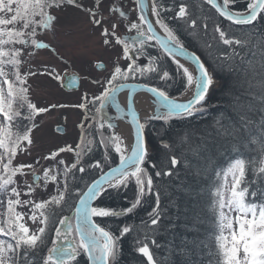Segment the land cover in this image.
Instances as JSON below:
<instances>
[{
  "label": "snow or ice",
  "instance_id": "1",
  "mask_svg": "<svg viewBox=\"0 0 264 264\" xmlns=\"http://www.w3.org/2000/svg\"><path fill=\"white\" fill-rule=\"evenodd\" d=\"M236 2L237 0H222V2L206 0V3L220 17L232 25L254 26L258 20L264 21V0H246L244 10H233L232 6ZM95 3L96 7H99L101 0H95ZM135 3L139 7V16L137 22L130 24V30L134 29L137 35L129 43L117 36L116 30L119 26L117 22H112L110 29L103 27L104 21L102 17H98V12L77 4L76 0H0V46H11L8 50L0 47V78H2L0 79V149L3 150L0 152V195L8 196V220L6 224H0V236L7 237V239L0 238V264H35L39 247L45 243L47 225L53 222L54 218L59 226L54 228L52 246L47 248V255L42 257V264H80L81 256L85 257L89 264H118L120 241L132 230V227L125 224L120 228L119 235H116L102 225L101 221L104 218H118L134 213L138 207L142 206L143 199L148 195L155 196V207L148 214L149 221L143 223L158 225L161 217L164 216L166 209L160 207L161 192L154 184L149 168L157 169L155 171L157 178L171 176L173 172L159 169L157 164L150 160L149 150L146 147L145 128L152 120L168 124L173 118L187 120L197 115H205L207 113L206 97L214 85V77L210 71L211 65L206 67L205 61L201 60L200 56L195 53L190 54L175 30L166 22L167 19L184 18L185 6L181 5L179 10L175 11L165 5L163 0H153L151 17L154 19H152L146 13L143 0H135ZM64 4L82 8L90 16V22L101 28L103 44L113 48L122 45V58L129 63L126 68L116 64L110 75L105 77L103 91L93 95L91 99L87 93H84L81 103L75 105L84 111V120L89 121L87 129L92 130L87 131L85 125L81 123L79 127L82 136L93 135V133L99 136L98 144L105 149L102 159L88 164L83 163V155L91 152L92 148L88 147L87 150L82 148V141L75 149L67 145L52 151L44 157L45 160L56 161V157L66 151L73 152L75 155V161L70 167L65 166L58 170L57 166L65 165V161L61 159L56 161V165L43 168L45 187L48 182L55 184L58 195L41 202L31 200L22 202L17 187H11L16 184L14 178L18 174L26 175L25 168L33 171L35 168L32 164L14 167L13 159L18 150L25 152L28 146L33 144L31 132L35 127L33 123L35 116L48 112L50 109L37 107L28 100L26 95L28 90L24 85L27 77L36 73L22 74L20 57L24 53L34 55L36 50L50 48L49 44L37 39L38 29H51L54 32L56 17L50 10L59 9ZM113 11H118L121 18L127 15L123 10L115 7L110 8V12ZM168 12L174 14L166 17L164 14ZM191 27L195 29L198 25L193 21ZM158 30H162L163 35L158 34ZM214 31L219 33V40L224 45L231 47L241 44V41L229 38L218 24ZM153 41L155 45H158L157 55L147 51L148 48L155 46ZM16 45L20 47L17 48ZM141 58L145 60L144 64L139 63ZM169 58L176 66V75L181 78L185 92L192 90V95L186 101L170 96L167 90L171 87L169 81L175 82V76L164 67ZM179 58L193 65V71H189L188 67L180 63ZM226 59L233 61L227 64L229 70L236 68L235 56H229ZM213 63H216L217 67L225 66L224 61L218 58L213 59ZM6 66H11L12 78H9V72L5 70ZM98 67L103 69L104 66L101 64ZM47 75L55 81L61 80L55 68L49 69ZM138 77L146 81L163 82L164 86L148 83L126 85L121 82L135 80ZM71 83H76L74 77ZM93 83L101 84V81L95 79ZM126 87L128 88V108L135 133L134 144L130 146V150L115 132L107 135L103 131L105 129L103 119L97 120L95 115H88L89 105L93 106L96 114L102 113L108 104H114L117 110H120L117 96ZM137 88L143 89L153 97L156 109L143 123L139 121L137 113L132 111L133 94L136 93ZM51 107L55 108L57 105ZM222 117L223 113L216 118L217 125L220 124ZM24 121L27 123H23ZM107 127L112 129L114 126L109 122ZM243 127H247L246 120ZM217 135L230 136L233 144L238 142L236 136L232 135L227 127L224 128L223 133L218 132ZM161 143L167 147L164 141ZM214 148L215 143L207 144L204 150L206 163L209 161L208 150ZM261 151L264 152V143H261ZM113 152L118 156V163H115V166L112 160ZM170 162L174 168L178 159L173 157ZM36 163H39V160ZM248 163L243 158H235L227 166L224 172L225 181L228 176H231L232 180L227 196L222 186H216L215 190L211 191L212 200L207 210L214 217V231L211 237L215 242V251L210 252L214 258V264H264V159L258 162V166L256 161L251 162L253 164L252 180L246 179ZM73 170L81 174L88 173L93 178L85 180L84 176L76 177ZM58 176L63 178L62 190L59 187ZM97 176L98 178H95ZM216 176L219 179L220 172H217ZM77 179L81 181L82 186L70 188V182H75ZM130 185L135 186V196L128 202V207L116 210L96 203L105 195L126 191ZM253 185L256 186L253 188ZM32 191L33 186L30 185L26 195H30ZM13 196L16 199H12ZM22 203L32 205L30 219L33 222L37 221L36 212L40 210L39 223L43 226L38 228V232L30 233V229L21 222L23 215L15 212V206ZM65 207L72 209L71 216L61 215ZM177 210L179 212L178 206ZM233 213H235L234 216ZM137 251L146 258L148 264H153V255L147 244H143Z\"/></svg>",
  "mask_w": 264,
  "mask_h": 264
},
{
  "label": "trees",
  "instance_id": "2",
  "mask_svg": "<svg viewBox=\"0 0 264 264\" xmlns=\"http://www.w3.org/2000/svg\"><path fill=\"white\" fill-rule=\"evenodd\" d=\"M163 2L175 11H178L181 5L185 6L184 18L167 19L166 22L175 30L184 46L198 53L205 61L206 67L211 65L210 71L214 79L219 82V87L213 91L207 101L205 115H197L187 120L173 118L168 124L152 120L145 128L151 147L150 160L156 163L159 169L173 172L171 176L157 178L155 177L157 169L149 168L154 184L161 192L160 207L166 209L158 225L143 223L149 221L148 214L155 207L154 195L146 196L142 206L134 213L118 218H104L101 223L116 235H119L123 225L128 224L132 227V230L120 241L118 264H148L137 251L143 244L149 246L156 264H214V258L210 255V252L215 251V242L211 237L214 231V217L207 210L212 200L211 191H214L216 186H222L225 191L224 172L235 158H243L249 162L247 180L253 179L251 162L256 161L258 166V162L264 159V152L261 151V143H264V21L258 20L254 26L239 27L220 17L206 0H163ZM65 5L68 4L63 6ZM245 6L246 0H237L232 8L244 10ZM173 14L168 12L164 15L171 17ZM193 21L198 25L195 29L191 27ZM217 24L229 38L239 40L241 44L231 47L224 45L219 40V33L214 31ZM152 43L155 45L154 41ZM157 48L158 45H155L147 51L157 55ZM237 53L239 55H236ZM229 56H235L236 68L233 70L227 68V64L233 63L226 59ZM215 58L223 60L225 66L217 67V64L213 63ZM139 63L144 64L145 60L141 58ZM164 67L175 76L174 83L169 81L171 87L167 90L170 96L180 97L185 93L184 84L176 75V66L171 58L165 62ZM121 82L164 86L163 82L146 81L139 77ZM221 113L223 117L217 125L216 118L220 117ZM88 115H95L97 120H101V113L96 114L92 105H89ZM245 120L246 128L243 127ZM82 123L87 131H92L87 129L89 121L84 120ZM225 127L230 129L238 142L233 144L230 136L217 135L218 132L223 133ZM103 131L107 135L112 134L106 123ZM186 134L187 139H185ZM86 137L90 139L91 143L88 147H91L92 151L82 157L83 163L101 160L105 149L98 144L99 136L94 133L85 134L82 136V142L86 141ZM162 141L167 147L162 145ZM212 143H215V148L208 150L209 161L206 163L204 150L207 144ZM173 157L178 159L174 168L170 162ZM112 160L115 166V163H118V156L114 152ZM73 171L76 177L84 176L85 180L93 178L88 173ZM217 172H220L219 179L216 176ZM81 186L79 179L70 182V188ZM255 186L253 185V188ZM134 196L135 186L130 185L126 191L105 195L96 203L120 210L128 207V202L134 199ZM71 214L72 209L65 207L61 215L71 216ZM7 220L8 218L5 219L4 224ZM57 226L59 225L55 218L47 225L45 243L39 247L35 264H42V257H46L47 248L52 246L54 228ZM79 259L80 264H88L85 257L81 256Z\"/></svg>",
  "mask_w": 264,
  "mask_h": 264
},
{
  "label": "rangeland",
  "instance_id": "3",
  "mask_svg": "<svg viewBox=\"0 0 264 264\" xmlns=\"http://www.w3.org/2000/svg\"><path fill=\"white\" fill-rule=\"evenodd\" d=\"M76 2L83 7L98 12V17L103 18V27L110 29L111 23L117 22L119 26L116 34L119 38L127 33L132 22L138 20V16L134 14L132 20L124 22L120 19L118 11L110 12V8L115 7L123 11L134 8L135 13H137L135 0H101L99 7H96L95 0ZM126 3L128 4L126 5ZM50 11L56 17L54 32L51 29H38L37 35V39L42 43L49 44L50 48L36 50L34 55L24 53L20 57L22 61L20 72L22 74L25 72L36 73L35 75H29L24 85L28 90L26 93L28 100L37 107L50 109L48 112L35 116L33 121L35 127L31 132L33 144L28 146L25 152L18 150L16 157L13 159L14 167L21 164H32L35 168L34 171L25 168L26 175L21 176L18 174L14 178L16 184L11 187H17L22 202L24 200L41 202L50 199L51 196L58 195L55 184L48 182L45 187L43 168L52 167L56 165V161L61 159L65 161V165L57 166L58 170L65 166L70 167L75 161V155L73 152L66 151L60 153L56 157V161L45 160L44 157L60 147L71 145L75 149L77 144L81 143L82 134L79 125L84 121V111L75 107V105L81 103V97L84 93L88 94L89 99L93 95L100 94L103 91L105 77L110 75L116 64L126 68L129 63L128 60L122 58V45L113 48L103 44L101 28L90 22V16L82 8L65 5ZM0 47L8 50L11 46ZM15 47L19 48L20 46L16 45ZM99 63L106 65L104 72H99L96 69ZM51 68H55L56 74L61 77L60 81H55L47 75V71ZM5 70L9 72V78H12L11 66H6ZM71 74H78L81 77V85L76 92L66 91L62 86L65 76ZM95 79H99L101 84H94L93 80ZM4 87L6 89V86ZM52 105H57V107L52 108ZM60 105H64V107H60ZM120 118V114L113 109L111 104L106 105L102 110L101 119L110 122L114 126L111 131L114 130L116 135H119L116 124L120 121ZM24 123H27V121H24ZM59 125L65 128V135L57 133ZM85 140L81 143V147L86 150V147L90 145V139L86 137ZM2 151L0 149V152ZM37 160H39V163H36ZM34 175L40 177L38 183H34ZM58 181H60L59 187L62 190L64 187L63 178L58 176ZM231 182V176H228L224 191L226 196ZM30 185L33 186V191L30 195H26ZM7 199V194L0 195V224H4L5 219L8 218ZM12 199H16V197L13 196ZM15 207V212L23 215L21 222L30 229V233L38 232V228L43 226L39 223L41 219L39 217L40 210L36 212L37 221L33 222L30 219L32 215L31 204L23 205L22 203ZM234 215L235 213H233ZM2 239H7V237H2Z\"/></svg>",
  "mask_w": 264,
  "mask_h": 264
},
{
  "label": "bare ground",
  "instance_id": "4",
  "mask_svg": "<svg viewBox=\"0 0 264 264\" xmlns=\"http://www.w3.org/2000/svg\"><path fill=\"white\" fill-rule=\"evenodd\" d=\"M151 18L154 19V17ZM158 32L161 33V30H158ZM179 59H180V63L184 64L185 67L189 68V71H193V65L189 64L187 61H185L182 58ZM217 85H218L217 83H214L212 89H215ZM191 95H192V90L189 89L180 99L186 101ZM127 97H128V89L122 90L121 93H119L117 96V103L120 105V110H117L114 104H112V106L115 109V111H117L121 116L120 121L116 124V128L118 130L119 136L123 140L124 145L129 146V150H130V146L134 144L135 133H134V126L131 123V118L128 115ZM134 101H135L136 111L143 119L149 118V116L152 115L156 110L153 102V97L144 91H138L135 94Z\"/></svg>",
  "mask_w": 264,
  "mask_h": 264
},
{
  "label": "water",
  "instance_id": "5",
  "mask_svg": "<svg viewBox=\"0 0 264 264\" xmlns=\"http://www.w3.org/2000/svg\"><path fill=\"white\" fill-rule=\"evenodd\" d=\"M143 2H144L145 5H146V13L150 16V14H151V9H152V2H151V0H143ZM137 9H138V12H139V7H138V5H137ZM227 22H229V21H227ZM229 23H230V22H229ZM255 23H256V22H255ZM236 26L245 27V26H251V25H244V26L236 25ZM158 34L163 35L162 30H161V33L158 32ZM135 38H136V35H127V36H124V37H123V40H125V41L131 43ZM186 49L189 51L190 54H191V53H195L196 55H198L195 51L189 49L188 47H186ZM198 56H199V55H198ZM200 58H201V57H200ZM182 59H183V58H182ZM201 60H202V58H201ZM100 65H101V64H100ZM102 65H103V64H102ZM103 66H104L103 69H101V68L98 67V70H100V71L105 70L106 67H105V65H103ZM73 77L76 79V83H75V84H72V83H71V80H72ZM79 85H80V78H79V76H78V75H71V76H67V77H66V82H65L64 88H65L66 90H78V89H79ZM127 85H132V84H127ZM127 89H128V88L126 87V88L123 89V90H127ZM138 91H143V89L137 88L136 93H137ZM212 91H213V90H212V87H211V88H210V91H209V95H208V97H206L207 100L210 98V96H211V94H212ZM136 93L133 94V100H134V98H135V94H136ZM132 111H135V112L137 113L138 119H139V121L142 123V119H141L140 115L138 114V112L136 111L135 101H134V104H133V106H132ZM128 115H129V117L131 118V115H130V112H129V108H128ZM58 132L64 134V129H62V128H61V129H58ZM145 137H146V141H147L146 147L148 148V150H150V148H149V144H148V140H147V136H146V133H145ZM38 180H39V177L36 176V177H35V183H38ZM145 259H146V258H145ZM146 261H147V260H146ZM153 264H156L155 261H154V258H153Z\"/></svg>",
  "mask_w": 264,
  "mask_h": 264
},
{
  "label": "flooded vegetation",
  "instance_id": "6",
  "mask_svg": "<svg viewBox=\"0 0 264 264\" xmlns=\"http://www.w3.org/2000/svg\"><path fill=\"white\" fill-rule=\"evenodd\" d=\"M128 31H131L132 33H134V29H132V30H128Z\"/></svg>",
  "mask_w": 264,
  "mask_h": 264
}]
</instances>
